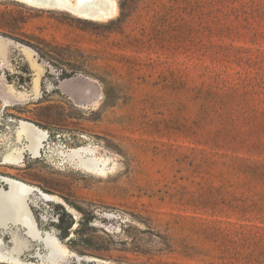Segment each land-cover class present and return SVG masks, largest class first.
<instances>
[{
  "label": "rangeland",
  "instance_id": "rangeland-1",
  "mask_svg": "<svg viewBox=\"0 0 264 264\" xmlns=\"http://www.w3.org/2000/svg\"><path fill=\"white\" fill-rule=\"evenodd\" d=\"M117 2L92 21L0 0V35L34 49L44 74L36 97L22 48L0 60V173L68 207L30 196L37 229L69 256L26 235L20 260L264 264V0ZM19 119L49 141L3 164ZM82 145L109 160L106 175L68 158Z\"/></svg>",
  "mask_w": 264,
  "mask_h": 264
},
{
  "label": "bare ground",
  "instance_id": "bare-ground-1",
  "mask_svg": "<svg viewBox=\"0 0 264 264\" xmlns=\"http://www.w3.org/2000/svg\"><path fill=\"white\" fill-rule=\"evenodd\" d=\"M12 1L24 3L36 8L62 10L69 12L79 18L92 21L108 20L115 17L118 13L117 0ZM12 43L22 48L24 54L26 55V58L29 60L31 68L35 70L36 76L34 77L32 91L33 96L39 97V95H41L40 77L43 74V68L41 64L36 61V58L34 56L36 52L34 49L25 44L15 42L10 38L0 35V58L4 60V62L7 60L6 58L8 44ZM12 89L13 91H11V93L14 92L15 97L20 101L25 100L28 96L32 95L29 92H25L22 90L15 91L14 88ZM47 135L48 133L44 129H41L33 122L28 120H20L15 135H12L13 141L10 147L3 154V162H13L16 164L19 162H23V159L25 158V152L27 151H30L35 156L39 155L41 148H44L42 146ZM95 154L96 152L92 146L82 145L74 147L69 153L68 158L71 161H74L73 163H75L79 168H82L94 174L106 175L110 168L109 164H107V161L109 160L97 158ZM1 181H6V184L2 185L0 183V261L15 264H24V262H22L23 260L21 261L19 256L24 249L26 250L31 248L29 240V238L31 237L37 239L39 238V240L41 239L42 241H44V244L48 247L49 251H51L50 259H56L58 254L60 253L64 254L63 256L66 258V255H68V250L63 247L58 238L54 236L50 231L41 233L37 229L27 202L30 196L36 198V202L39 203L41 201H62L58 200L54 194L46 192L45 190L35 185L28 184L23 180L14 178L9 175L0 174V182ZM7 184H10L9 189H6ZM21 226L24 227V230H26L24 234L20 230ZM4 235H9L10 240H12L10 241L12 246L8 248L3 247L2 237ZM26 235L30 237L28 238V236ZM65 258H63V260ZM59 260L62 261L61 258H59Z\"/></svg>",
  "mask_w": 264,
  "mask_h": 264
},
{
  "label": "flooded vegetation",
  "instance_id": "flooded-vegetation-1",
  "mask_svg": "<svg viewBox=\"0 0 264 264\" xmlns=\"http://www.w3.org/2000/svg\"><path fill=\"white\" fill-rule=\"evenodd\" d=\"M5 37V36H4ZM13 40V39H12ZM14 41V40H13ZM16 42V41H15ZM13 44V43H12ZM12 44H9L10 46L12 45ZM9 48V47H8ZM0 60H1V65L3 66V65H5L4 64V60H2L1 58H0ZM62 88L63 89H65V86H62ZM5 107H6V103H5V99H4V104H3ZM20 120H24V119H20ZM20 120H17V124H16V126H15V129H14V131H13V134L15 135V132H16V129H17V126H18V123L20 122ZM35 124V123H34ZM41 128V127H40ZM41 129H43V128H41ZM47 133H48V135H47V137H46V141L44 140V143H43V146L42 147H44V148H46V145H47V143H48V141H49V132L46 130V129H44ZM45 144V145H44ZM44 148H41V150H40V152H39V155H37V156H39V157H41L42 155H43V149ZM95 149V148H94ZM96 150V149H95ZM96 152H97V150H96ZM27 153H29V154H31L34 158H39V157H37V156H35L33 153H31L30 151H27V152H25V157H26V154ZM25 159V158H24ZM24 159H23V162H24ZM2 163L3 164H10V165H20V163H22V162H19V163H7V162H3V158H2ZM0 174H3V173H0ZM10 176V175H9ZM10 184H7V186H6V188L7 189H9L10 187ZM32 194V193H31ZM27 202L29 203V208H30V210H31V213H32V216H33V220H34V222H35V225H36V227L37 228H39V226H38V224H37V221H36V219H35V216H34V213H33V208H32V204L34 205V206H38V205H36L35 203H33L32 202V200L29 198L28 200H27ZM47 202H55V201H47ZM56 203H60V202H56ZM60 204H63V205H65L66 206V204H64V203H60ZM66 208H67V210H68V207L66 206ZM40 229V228H39ZM41 231V230H40ZM42 232H44V231H42ZM39 239V238H38Z\"/></svg>",
  "mask_w": 264,
  "mask_h": 264
},
{
  "label": "trees",
  "instance_id": "trees-1",
  "mask_svg": "<svg viewBox=\"0 0 264 264\" xmlns=\"http://www.w3.org/2000/svg\"><path fill=\"white\" fill-rule=\"evenodd\" d=\"M73 222L74 221H71V223L69 224V226L64 228L63 237H68L69 236L68 229L72 226Z\"/></svg>",
  "mask_w": 264,
  "mask_h": 264
},
{
  "label": "water",
  "instance_id": "water-1",
  "mask_svg": "<svg viewBox=\"0 0 264 264\" xmlns=\"http://www.w3.org/2000/svg\"><path fill=\"white\" fill-rule=\"evenodd\" d=\"M8 47H10V45L8 44ZM2 180H4V179H2ZM2 185H5L6 184V181L5 182H3V181H1L0 182ZM3 234V233H2Z\"/></svg>",
  "mask_w": 264,
  "mask_h": 264
}]
</instances>
